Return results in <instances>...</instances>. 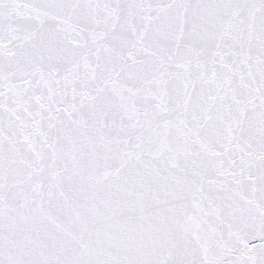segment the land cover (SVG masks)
Masks as SVG:
<instances>
[{"label": "snow or ice", "instance_id": "6c2138e0", "mask_svg": "<svg viewBox=\"0 0 264 264\" xmlns=\"http://www.w3.org/2000/svg\"><path fill=\"white\" fill-rule=\"evenodd\" d=\"M0 264H264V0H0Z\"/></svg>", "mask_w": 264, "mask_h": 264}]
</instances>
